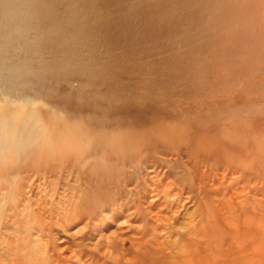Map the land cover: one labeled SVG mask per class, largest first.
Returning <instances> with one entry per match:
<instances>
[{
	"label": "rangeland",
	"instance_id": "1",
	"mask_svg": "<svg viewBox=\"0 0 264 264\" xmlns=\"http://www.w3.org/2000/svg\"><path fill=\"white\" fill-rule=\"evenodd\" d=\"M0 264H264V0H0Z\"/></svg>",
	"mask_w": 264,
	"mask_h": 264
}]
</instances>
